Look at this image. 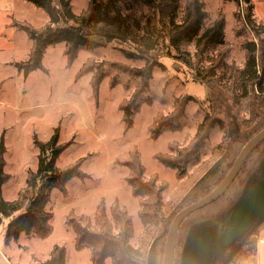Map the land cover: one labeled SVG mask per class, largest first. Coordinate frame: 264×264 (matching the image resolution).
<instances>
[{
  "label": "rangeland",
  "instance_id": "374dc122",
  "mask_svg": "<svg viewBox=\"0 0 264 264\" xmlns=\"http://www.w3.org/2000/svg\"><path fill=\"white\" fill-rule=\"evenodd\" d=\"M90 1L70 0L72 13L84 12ZM99 1L106 3L108 0ZM188 1L178 0L176 26L181 23ZM201 1L206 12L204 27L216 19H224L223 45L197 51L193 44L182 42L180 54L166 37L164 48L153 56L159 67L153 69L148 86L143 89L133 72L143 68L144 61L128 59L125 53L136 51L121 42L99 40L101 47L81 48L70 64L64 43L50 45L43 56V70L24 76L15 65L28 60L32 43L14 24L41 28L48 22V15L25 0H0V135L4 134V171L9 176L2 186V197L6 201L17 198L26 185L28 172L38 168L39 150L34 139L46 142L56 128L59 129V144L71 142L58 158L56 167L64 168L82 160L80 171L88 176L83 180L71 179L65 184L64 192L57 188L51 191L46 205V211L52 215L48 237L20 235L5 245L9 220H4L0 226V251L10 264H41L49 259L56 246L65 248L66 264H93L89 249L75 250L74 234L67 222H77L80 216L93 217L101 203L108 210L117 202L127 211L132 217L134 231L130 244L134 249L141 247L145 253L158 218L174 207L220 155L227 141L223 125L213 119L211 107L202 100L192 80L195 75L208 79L231 95L235 108L243 117L253 119L254 107L264 106L261 81L258 87L255 82L248 88L245 100H240V91L234 89L236 74L244 67L247 57L245 45L254 42L258 49L261 48L248 18L262 31L264 0H250L249 4L241 1L238 5L225 0ZM118 3L122 15L128 16L132 25L140 19L142 28L145 20L152 16L153 11L141 3L131 4L129 0H118ZM54 5L59 6L58 0H54ZM169 31V24H166L163 34ZM259 38L264 42V32ZM256 55L262 72L260 54ZM182 58L191 65H186ZM89 67L103 71L97 97L92 94L91 82L95 71L86 72ZM133 97L137 110L130 120L131 128H125L120 108L124 100ZM205 117L207 120L201 131L206 138L197 151L198 160L184 165L180 161L181 175L176 169L164 166L160 158L178 163L177 160L190 152ZM171 120L176 123L174 129H162L158 138H151L150 128L155 130L159 126L157 123L166 124ZM211 122L217 124L211 127ZM133 153L140 157L147 184L163 190L159 207L154 209L156 224L151 232H145L138 217L139 201L132 196L127 184L130 172L125 164ZM19 214L21 212L15 217ZM105 264H111L110 260Z\"/></svg>",
  "mask_w": 264,
  "mask_h": 264
},
{
  "label": "trees",
  "instance_id": "16d2710c",
  "mask_svg": "<svg viewBox=\"0 0 264 264\" xmlns=\"http://www.w3.org/2000/svg\"><path fill=\"white\" fill-rule=\"evenodd\" d=\"M25 1L42 9L48 15V22L37 29L27 24H14L18 31H24L28 35L32 43L28 60L15 65L24 76H28L36 70H43V56L50 45L64 43L65 56L70 64L76 59L81 48L94 50L101 47L99 40L105 43L121 42L131 45L136 51V53L126 52L125 55L128 59L144 61V67L134 70L133 75L140 79L141 87L146 89L153 69L159 67V64L153 61V56L158 50L164 48L162 45L166 37H169L171 46L180 54L182 42L193 44L197 51L223 45L224 19H216L204 27L206 12L201 0L187 2L184 15L178 26L174 22L179 8L178 0H129L131 4L141 3L153 11L152 16L145 20L142 28L140 19H137L132 25L129 17L122 15L118 0H108L106 3L91 0L87 9L79 15L72 13L70 0H58L59 6L54 5V0ZM225 1H233L236 5L241 1L244 4L250 3V0ZM249 19L248 24L259 39L261 48L258 49L254 42L245 45L247 57L244 67L236 74V84L234 85V89L240 91V100L247 99L250 86L255 82L257 86L260 84L257 74V53L260 54L262 74L264 73V42L259 38V35L264 32V28L261 31V27H256ZM166 24H169L170 31L164 35L163 29ZM181 60L186 65L189 63L185 58ZM92 70L94 68L89 67L86 72H93ZM94 71L91 78L92 94L97 97L99 85L103 79V71L97 68ZM131 100L132 108L127 105ZM131 100H124L122 108L119 107L123 112L125 128H131L130 120L137 110V108L134 109L136 98L133 97ZM206 120L205 117L194 136L193 148L183 158L177 160L178 163L170 162L164 158H160V162L168 168L176 169L180 175L183 174L180 161H183L184 165L190 161H197L199 158L197 151L206 138V134L202 136L201 129ZM216 124V122H211L210 126ZM156 125H159L157 129L150 128L152 139L158 138L162 129H174L176 123L171 120L169 123L163 122L161 125L158 123ZM220 127L222 128L221 125ZM58 138L59 129L56 128L48 141L40 142L34 139V144L39 150L38 168L36 171L28 172L26 185L18 192L17 198L13 201H6L2 197V186L8 181L9 176L4 171L6 166L4 134L0 135V226L4 220H9L5 232V245L17 240L21 234L42 239L48 237L51 233L52 215L46 211V205L50 199L51 191L57 188L64 192L65 184L71 179L88 178L80 171L82 160L64 168L56 167V162L62 152L71 145V142L59 144ZM140 161V157L135 153L131 159L126 161L125 166L130 172L127 176V184L131 188L132 196L139 201L138 217L145 232H151L156 224L155 218H153L154 209L159 207L163 190L156 188L153 184H147L144 180V168ZM18 212L21 214L15 217ZM67 226L74 234L75 250L79 252L89 249L93 264H105L107 260H110L111 264H135L144 254L141 247L134 249L131 246L130 240L134 234L132 217L117 202H114L108 210L101 203L93 217H77V222L69 221ZM41 264H66L65 248L54 247L49 259Z\"/></svg>",
  "mask_w": 264,
  "mask_h": 264
},
{
  "label": "water",
  "instance_id": "95a60500",
  "mask_svg": "<svg viewBox=\"0 0 264 264\" xmlns=\"http://www.w3.org/2000/svg\"><path fill=\"white\" fill-rule=\"evenodd\" d=\"M194 80L227 135L223 151L158 218L135 264H264V106L243 117L231 95ZM0 264H10L0 251Z\"/></svg>",
  "mask_w": 264,
  "mask_h": 264
},
{
  "label": "built area",
  "instance_id": "2783aa9c",
  "mask_svg": "<svg viewBox=\"0 0 264 264\" xmlns=\"http://www.w3.org/2000/svg\"><path fill=\"white\" fill-rule=\"evenodd\" d=\"M257 68H258L257 69L258 78H259V81H261V86H262V85H264V73L262 74L259 66ZM256 87H258V86L256 85Z\"/></svg>",
  "mask_w": 264,
  "mask_h": 264
},
{
  "label": "crops",
  "instance_id": "0c3cea01",
  "mask_svg": "<svg viewBox=\"0 0 264 264\" xmlns=\"http://www.w3.org/2000/svg\"><path fill=\"white\" fill-rule=\"evenodd\" d=\"M8 223V222H7ZM21 235H24V234H21ZM4 240H5V237H4Z\"/></svg>",
  "mask_w": 264,
  "mask_h": 264
}]
</instances>
